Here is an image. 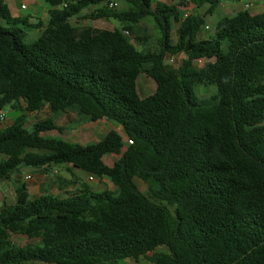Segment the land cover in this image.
<instances>
[{"label": "trees", "instance_id": "16d2710c", "mask_svg": "<svg viewBox=\"0 0 264 264\" xmlns=\"http://www.w3.org/2000/svg\"><path fill=\"white\" fill-rule=\"evenodd\" d=\"M42 1L50 23L31 41L27 20L0 0V110L17 113L0 132V179L17 169L49 175L70 165L115 190L81 182L73 192L30 199L15 183L16 204L0 212V264H139L142 257L153 264H264V12L222 16L205 38L207 18L242 0H192L208 8L186 18L176 0L156 7L154 0H127L123 12L109 9V0ZM81 16L123 27L71 23ZM148 19L161 33L156 50L141 27ZM168 54L185 55L177 69ZM201 59L214 61L197 68ZM142 75L157 86L145 98ZM202 87L216 89L210 105L196 93ZM45 107L114 122L129 144L115 131L91 145L50 136L69 127L31 123ZM111 154L120 156L112 167L104 162ZM13 235L39 243L19 246Z\"/></svg>", "mask_w": 264, "mask_h": 264}, {"label": "rangeland", "instance_id": "374dc122", "mask_svg": "<svg viewBox=\"0 0 264 264\" xmlns=\"http://www.w3.org/2000/svg\"><path fill=\"white\" fill-rule=\"evenodd\" d=\"M110 1H114V2H118L119 3V7L117 8V11L123 12L129 9L130 5L128 4L127 0H110ZM172 2L170 0H154V7L160 5H171ZM173 4L175 5H181V12L182 14H184L186 11H197L200 15H203L204 13H206L207 11V6L199 9L197 8V6L193 3L192 0H176L175 2H173ZM246 4H250V7L248 10V12H250L253 15L259 14L261 13V10H259L256 6H254L253 1L252 0H242L239 4H229V3H223L220 6V9H218V11L214 14V16L212 17H208L207 18V23L210 29L208 31L205 30V32L203 31V37L205 38H209L213 35L214 30H215V26L217 21L219 20L220 17L222 16H230L232 14H234L235 12L239 11V10H246L245 9V5ZM103 26L100 25V27H103L102 29H110V30H114L116 29H121L123 27V24L120 23L117 20L114 19H110L109 22L103 20ZM73 24H77L76 22H73ZM81 27V26H80ZM141 27L145 30H147L148 34L153 38L152 43L150 45V47L153 50H156L158 48L159 41L161 39V33L160 31L157 29L155 22L153 21V19H148L146 20L143 24H141ZM26 30H29L28 27H24ZM176 26L174 27L172 33H171V38L172 41L174 43L177 42V36H176ZM101 29V28H100ZM40 37L39 34L35 33L32 35L31 40H37ZM133 43L136 44V38L135 36H131ZM137 45V44H136ZM138 49L141 50V47L137 46ZM178 57L179 55H167L166 56V62L168 63V59L172 58V57ZM185 58V56H184ZM169 64V63H168ZM180 64V63H179ZM179 64H174L172 65L174 68L178 67ZM180 66V65H179ZM156 84L155 82L150 79L148 76L146 75H142L138 81V91L139 94L142 98L151 96L152 94H154L156 92ZM196 93L198 94L199 98L202 100H205L206 104H211V97L216 93V89L215 87H202V88H198L196 89ZM46 111L44 113H41V116L38 117V120L41 121H51L52 124L55 127H59L60 125H64L65 127H69L68 130H66L64 137L70 141V142H81V145H86L88 143H92L95 142L96 139L101 138L102 135L104 136V134L107 132L109 133L110 131H121L124 133V131L122 130L123 128L114 123V122H110L108 120H100L97 123L95 122H91L88 121L86 119H84L82 116H77L76 114H61L58 113V116L53 115L50 112L49 107H45ZM10 111V110H8ZM51 113V114H50ZM50 114V115H48ZM17 116V113H15L14 111L11 112L10 117L11 118H15ZM34 120H37L34 119ZM33 120V121H34ZM28 130L32 129V124L30 123V125L27 126ZM101 133V135H100ZM117 133V132H116ZM51 134H56L58 135L59 132L57 130H54ZM124 135V134H123ZM97 137L95 140L94 138ZM89 139V140H87ZM124 142L128 145L129 144V138L126 136L125 134V139ZM80 144V143H77ZM91 145V144H88ZM120 158V156L115 155V154H111L108 155L106 158V163L109 164L110 166H113V164L118 161ZM56 168V167H54ZM53 168V169H54ZM52 169V170H53ZM22 170V169H19ZM30 170H37V169H30ZM59 171L61 172H65L64 168H61ZM43 174L45 175V173L43 172ZM78 181L76 178L71 177L70 183L71 186L66 188V186H64L63 182H59L55 179V183H52L51 179L47 178V191H49L50 193L54 190L53 185H59L60 187V192L57 191V193L61 194L63 191H67V192H73L74 189H76V186L78 184ZM89 183L91 184V186H94V189L97 191H102V190H110V191H114L115 188L114 186L111 184V182L109 180L105 181H89ZM135 183L138 186L139 190L141 193L151 197L152 196V192L150 191L149 187L147 184H145L144 182H142L141 180L135 179ZM53 194V193H52ZM172 211V209H170ZM12 241L14 244L19 245V246H26L28 244H38L39 241L38 240H29L26 237H22V236H18V235H13L12 236ZM150 258V257H149ZM147 257H142L140 259V263L139 264H153V262ZM32 264H37V263H32ZM116 264H136V261L134 259H127V260H123L120 261Z\"/></svg>", "mask_w": 264, "mask_h": 264}, {"label": "crops", "instance_id": "0c3cea01", "mask_svg": "<svg viewBox=\"0 0 264 264\" xmlns=\"http://www.w3.org/2000/svg\"><path fill=\"white\" fill-rule=\"evenodd\" d=\"M252 1L254 3L253 5L256 6L259 10L262 9L261 13L264 12V2L258 1V0H252ZM5 2L8 5L9 10H10L13 17L27 20L28 29H29L27 31H28L30 40H31L32 35L35 33H37L41 36L44 29H46L49 26V23H50L49 11L51 10V8L49 5L44 3L42 0H5ZM111 2L114 3V1L109 0V2L107 3V6ZM116 3H118V2L116 1ZM89 12H91V11L85 10L82 13V15L85 16ZM192 12H194V11H192ZM103 20L104 19L97 20V21H89V20H85L81 16L79 18H73L71 23L76 22L77 27L90 26L93 28H97V29L101 28L102 29L103 27H100V25L103 26V23H102ZM105 21L109 22V20H105ZM207 26H209V25L207 24ZM204 32H205V30H204ZM31 41H36V40H31ZM178 55H179L178 57L176 56V57L169 58L168 63L171 65H174V64L176 65V64L180 63L179 65H181L185 55L184 54H178ZM213 61L214 60L201 59V60H198L195 62V66L197 68H203L206 64L212 63ZM179 65H178V67H179ZM8 110H10V111H8ZM45 111H46V108H44L41 112H39L37 114L30 115L31 123L41 121V120H38V117L41 116V113H44ZM11 112H13V110L10 107H7V108H4L3 110H0V132L5 130L6 128L10 127L13 124L14 119L10 117ZM50 114H48V115H50ZM61 114L67 115V114H71V113H61ZM2 115L4 116L3 118L1 117ZM53 115L58 116V113L53 114ZM36 118H37V120H34ZM97 122H95V123H97ZM59 127H65V126L60 125ZM53 131L49 132L48 135L53 136V137H60L65 142L80 143L81 144V142H78V141L77 142L76 141L75 142L68 141L64 137V134L66 131L63 132L62 134L59 133L58 135L51 134ZM116 132L123 139H125V132L124 133L121 131H116ZM107 134L108 133L106 132L104 134V136L102 135V137L98 138V139H96L97 137H95L94 138V140L96 139L95 142L88 143V144H96V143L100 142L101 140L104 139V137ZM100 135H101V133H100ZM87 140H89V139H87ZM88 144H86V145H88ZM106 158H107V156L104 157L105 164H107ZM2 159H3V157L0 156V161ZM107 165L110 166L109 164H107ZM110 167H112V166H110ZM61 168H64L65 172L59 171ZM71 177L79 180L76 188L79 187L81 182H84V183L88 184L89 186H91V184L89 183V176L82 171L71 169L70 165H63V166L56 167L50 172L49 175H44L41 170H36V171L30 170V169L14 170L13 172H11L10 177L8 179H0V212L3 211L8 206H14L16 204L17 196L15 193V183H20V184L24 185L28 190V193L30 195V199H36V198L48 193V191H47V178L51 179L52 183H55V179L59 182H63L64 186H66V188H68L72 184V183H70ZM104 181L106 182V180H104ZM53 187H54L53 188L54 190L51 193L59 194V193H57V191L60 192L59 185L56 184V185H53ZM91 187L94 188V186H91Z\"/></svg>", "mask_w": 264, "mask_h": 264}, {"label": "built area", "instance_id": "2783aa9c", "mask_svg": "<svg viewBox=\"0 0 264 264\" xmlns=\"http://www.w3.org/2000/svg\"><path fill=\"white\" fill-rule=\"evenodd\" d=\"M118 6H119V4L116 3V2H114V3L111 2V3L108 4V8H109V9H117ZM244 7H245V9L247 10V9H249L250 4H246ZM191 12H192V11H186V12L184 13L183 18L188 17V16L191 14ZM209 29H210L209 26H206V27H205V30H206V31H208ZM124 34L127 35V36H129V33H128L127 31L124 32ZM1 117L3 118L4 116L2 115ZM95 180L98 181V179H96V178H94V177H89V181H95Z\"/></svg>", "mask_w": 264, "mask_h": 264}]
</instances>
